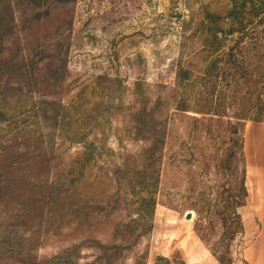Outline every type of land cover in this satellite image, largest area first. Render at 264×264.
I'll use <instances>...</instances> for the list:
<instances>
[{
    "label": "rangeland",
    "instance_id": "1",
    "mask_svg": "<svg viewBox=\"0 0 264 264\" xmlns=\"http://www.w3.org/2000/svg\"><path fill=\"white\" fill-rule=\"evenodd\" d=\"M219 3L0 0V264H264V121L245 128V233L222 242L229 118L174 108L182 25L191 53L192 14Z\"/></svg>",
    "mask_w": 264,
    "mask_h": 264
},
{
    "label": "trees",
    "instance_id": "2",
    "mask_svg": "<svg viewBox=\"0 0 264 264\" xmlns=\"http://www.w3.org/2000/svg\"><path fill=\"white\" fill-rule=\"evenodd\" d=\"M220 1L223 11L205 4L198 21L192 14L188 27L195 25L194 33L198 35L200 46L191 53L185 52L187 25H182V51L176 60L174 108L229 118V133L234 137H227L232 146L227 149L224 161H235L239 185L238 192L230 197L233 198L232 209L228 204L223 210L216 211L222 226L220 238L225 242L245 233L239 208L245 205L249 196L244 149L246 123L264 121V0ZM227 86L234 87L232 102L226 93ZM215 101L218 108L208 110V105ZM227 109H232L231 115ZM155 133L150 148L155 153L159 151L160 155L166 143V130H156ZM159 177L160 173L157 183ZM151 203L156 205V199L153 198ZM210 250L220 264L232 263V258L227 260L221 250Z\"/></svg>",
    "mask_w": 264,
    "mask_h": 264
},
{
    "label": "water",
    "instance_id": "3",
    "mask_svg": "<svg viewBox=\"0 0 264 264\" xmlns=\"http://www.w3.org/2000/svg\"><path fill=\"white\" fill-rule=\"evenodd\" d=\"M187 215H188V218H190L191 217V212H189Z\"/></svg>",
    "mask_w": 264,
    "mask_h": 264
}]
</instances>
